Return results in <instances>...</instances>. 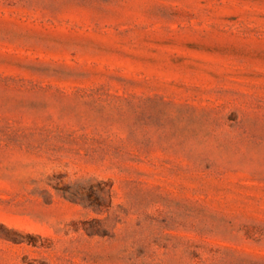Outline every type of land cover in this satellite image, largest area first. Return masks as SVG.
Returning <instances> with one entry per match:
<instances>
[{"label":"rangeland","instance_id":"1","mask_svg":"<svg viewBox=\"0 0 264 264\" xmlns=\"http://www.w3.org/2000/svg\"><path fill=\"white\" fill-rule=\"evenodd\" d=\"M0 264H264V0H0Z\"/></svg>","mask_w":264,"mask_h":264}]
</instances>
